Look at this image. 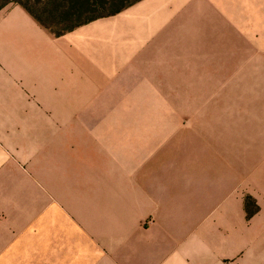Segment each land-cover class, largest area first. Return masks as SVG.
<instances>
[{"label": "crops", "instance_id": "1", "mask_svg": "<svg viewBox=\"0 0 264 264\" xmlns=\"http://www.w3.org/2000/svg\"><path fill=\"white\" fill-rule=\"evenodd\" d=\"M93 45L101 57L88 61ZM188 63L229 72L183 71ZM255 64H264V0H139L60 37L20 5L0 10V264H264V192L245 181L264 184V121L143 130L128 155L113 145L127 159L110 185L58 201L39 187L33 155L45 152L49 183L55 151L70 148L54 144L53 124L43 147L24 143L23 129L38 126L6 115L59 111L55 96L82 93L85 79L167 96L166 82L229 80ZM249 102L243 115L264 119V101ZM206 154L230 170L199 169Z\"/></svg>", "mask_w": 264, "mask_h": 264}, {"label": "rangeland", "instance_id": "2", "mask_svg": "<svg viewBox=\"0 0 264 264\" xmlns=\"http://www.w3.org/2000/svg\"><path fill=\"white\" fill-rule=\"evenodd\" d=\"M21 1L25 4L28 2V7L54 31H61L80 25L98 15L105 16L113 13L135 0H108L107 4L103 3L101 8L92 9L91 13L88 12L85 16L72 17L70 21L54 13L52 0H42L40 4L38 0ZM88 24L90 23L80 25L75 29ZM85 31H87L86 28H83L79 32L83 35ZM89 45L88 42V47ZM96 51L100 50L94 45L88 48V61H92L91 58L96 55L101 57ZM188 64H190L187 66L188 69H182L183 71L202 75L221 71L229 72L227 65L196 63L192 66V63ZM237 67L231 65L230 71ZM239 68H246L245 74H242L240 69V73L232 74L229 80L176 82L179 83L178 85L174 82H166L167 96L137 95L143 91L127 89V82L120 83L118 90L112 88L114 83L111 81L85 79L82 85L77 87L82 93H76L64 100L55 96L54 106L59 111L6 113V115L11 116L14 122L27 121L32 122L33 126H38L23 129V142L32 146L37 143L39 148L45 145L47 136L52 132L53 124L54 144L56 146L65 145L70 149H66L62 154L55 151V157L51 160L53 172L49 183L46 179L45 152L39 151L37 154H31L38 168L35 176L39 187L44 189V193L48 189L51 193L53 192L55 200H63L64 193L73 199L72 196L77 189L90 191L101 185H110L111 174L117 169H124L127 159L124 156V164L118 162L113 156L115 148L113 145L123 147L120 149L128 155L129 143H132L134 138H144L146 136L144 131H150L151 134L181 131L182 129H176L178 126H182L187 131H216L218 127L215 125L202 126L201 124H204L202 122L205 120L211 122L242 121L244 119L255 122L264 121L263 118L259 119L252 114V109L243 115L245 106H241L244 96L250 100L249 103L264 101V64L239 66ZM172 84L176 90L170 89L169 86ZM182 87L183 89H180ZM144 92L147 91L144 90ZM156 92L158 91H150L153 94ZM227 128L230 130L232 127ZM0 141L3 143L2 138ZM139 159L141 157L137 158ZM198 168L215 172L216 175L221 171L230 170L221 161H214L210 154L204 155ZM26 169V165L23 166V170ZM245 181L248 183L246 186L250 185V188L260 193L264 192V184L258 180L254 181L249 177ZM246 200L248 204H253L252 198L247 197Z\"/></svg>", "mask_w": 264, "mask_h": 264}, {"label": "trees", "instance_id": "3", "mask_svg": "<svg viewBox=\"0 0 264 264\" xmlns=\"http://www.w3.org/2000/svg\"><path fill=\"white\" fill-rule=\"evenodd\" d=\"M108 0H52V5H53V11L58 17H63L66 19H70L72 17H80V15H86L88 12L91 13L92 9H96L98 7L101 8V6L104 4H107ZM139 0H135L134 2L124 5L120 9L114 11L113 13L107 14V15H98V17L89 19L88 21H84L83 23H80V25L90 23L92 21H95L100 18H105L109 17L112 15H115L119 13L120 11L124 10L125 8L129 7L130 5L136 3ZM38 4L42 2V0L37 1ZM9 4H17L23 7L32 17L46 30H48L52 35L55 37H60L66 33H69L73 31L75 28H77L80 25H75L71 28H67L65 30L61 31H54L51 26L47 25L44 23V21L37 15L35 14L32 9L28 7L27 4L28 2L23 3L21 0H0V10H2L4 7H6ZM70 21V20H69Z\"/></svg>", "mask_w": 264, "mask_h": 264}]
</instances>
